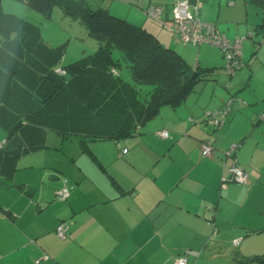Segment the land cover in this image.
Returning a JSON list of instances; mask_svg holds the SVG:
<instances>
[{
  "label": "crops",
  "instance_id": "1",
  "mask_svg": "<svg viewBox=\"0 0 264 264\" xmlns=\"http://www.w3.org/2000/svg\"><path fill=\"white\" fill-rule=\"evenodd\" d=\"M174 1L94 0L93 5L143 26L162 43L174 38L172 30L143 9L160 4L161 18L167 20ZM188 2L198 6L203 21L231 39L254 33V39L243 41V65L226 82L235 100L225 124L212 128L190 120H202L205 109L224 103L226 92L220 89L214 97L189 98L190 92L181 104L162 107L134 134L118 138L62 135L57 130L68 124L62 104L56 103L38 120L45 127V146L19 157L9 175L0 174V264H173L185 249L188 264H261L252 257L264 253V0ZM3 11L27 18L16 10ZM189 44L196 48L199 68L201 59L208 69L217 65L210 62L213 47L207 44L186 43L176 50L185 61L195 65ZM4 85L0 75V127L5 133L0 144L13 121L5 101L29 95L28 88L17 93ZM161 129L169 136L160 137L156 132ZM49 131L61 141L78 136L79 150L65 157L63 142L51 146L46 141ZM202 139L215 148L211 156L201 155ZM233 143L239 144L235 155L249 183L228 182L221 188L227 164L223 151ZM64 183L70 185L67 198H55L54 191ZM61 222L67 225L64 238L55 231Z\"/></svg>",
  "mask_w": 264,
  "mask_h": 264
},
{
  "label": "trees",
  "instance_id": "2",
  "mask_svg": "<svg viewBox=\"0 0 264 264\" xmlns=\"http://www.w3.org/2000/svg\"><path fill=\"white\" fill-rule=\"evenodd\" d=\"M20 1L46 17L55 6L60 7L65 15L85 26L97 40V48L74 62L57 66L65 43L56 47L45 44L39 24L3 11L0 0L1 80L9 91L29 89L26 98L23 93L5 101L13 121L0 144V174L9 175L19 157L45 146V127L38 120L43 112L50 114L56 103L59 107L62 104L64 123L68 124V128L57 130L62 135L118 138L134 134L135 127L155 117L162 107L181 104L195 83L205 79L198 64L185 61L143 26L108 13L101 5L94 6V0ZM247 38L254 39V33ZM122 67L133 82L122 77ZM31 79L35 81L30 83ZM140 84L152 87L141 92ZM81 147L85 148L84 140ZM252 258L264 264V253Z\"/></svg>",
  "mask_w": 264,
  "mask_h": 264
},
{
  "label": "built area",
  "instance_id": "3",
  "mask_svg": "<svg viewBox=\"0 0 264 264\" xmlns=\"http://www.w3.org/2000/svg\"><path fill=\"white\" fill-rule=\"evenodd\" d=\"M163 6L160 4H149L143 9V12L158 21L162 25L169 27L176 39L182 43L202 44L209 43L217 46L224 58L225 71L231 76L236 70L243 65L242 61V44L245 38L252 36L249 32L245 36H236L229 38L225 33L220 31L212 22L203 21L199 15L198 6L190 4L188 0H175L172 5V16L170 19L163 20L161 12ZM264 42V39L261 40ZM196 65V64H195ZM59 71H62L58 69ZM113 71H115L113 69ZM235 97H229L220 107L213 109H206L203 113L202 119L208 123L212 128H219L226 122V118L231 111L232 103ZM264 117V114L261 115ZM194 123H201V120L192 119ZM160 137H168L169 132L166 129H161L156 132ZM239 144L233 143L223 151L224 157L227 161L224 171L220 178V187H226L228 182H236L246 185L249 183V177L245 169L240 165L235 151ZM215 148L208 139H202L199 142V151L203 156H211ZM70 190V185H64L54 191L55 198L66 199ZM56 234L60 238L66 237L67 225L61 222L57 225ZM238 240H234L236 243ZM189 249L177 255L173 264H188Z\"/></svg>",
  "mask_w": 264,
  "mask_h": 264
},
{
  "label": "rangeland",
  "instance_id": "4",
  "mask_svg": "<svg viewBox=\"0 0 264 264\" xmlns=\"http://www.w3.org/2000/svg\"><path fill=\"white\" fill-rule=\"evenodd\" d=\"M10 1H12L10 2L11 4H8L7 2H3L2 8L6 11H8V9L16 10L15 12H18L17 14L22 15V16H27V18L37 22L41 26V29H42L41 37L44 40H46L49 44H51L52 47L61 46L65 43L64 44L65 50L60 55L57 65L63 66L71 62H74L86 54L93 53L94 50L96 49L97 40L93 36H90L87 33L85 26L78 20L72 19L68 15H65L60 7L55 6L53 10L51 11V16L45 17L40 12L36 11L34 8L30 6H27L25 3H23L20 0H10ZM17 3L18 5H22V6L18 7ZM23 7L24 9H26V11L23 10ZM167 41L164 42L162 40V43L164 42L163 44H167V46L174 48L177 51H180L181 47H183L184 45L181 42H177L171 36H170V41L168 42ZM203 44L212 45L213 48L210 51L212 60H210V62L214 61L216 62L217 65H214V67H210L208 70L206 68L207 65L205 63V60L203 59L200 60L201 66L199 68V72L200 74H205V79L199 80L195 83L193 91L189 94V98L195 97L199 94L200 96L201 95H206V96L213 95L214 97L215 95L218 94L219 89L222 92H226L225 97L227 99L230 96L235 97L234 96L235 93L231 91L230 88H228L227 86L228 83L226 82L228 80H232L234 74L240 68L236 70L233 75L230 76L224 69V58L221 55L220 49L213 44H209V43H203ZM188 46L189 47L188 48L186 47V48H187L188 53H190L192 56L191 57L193 60L192 62L194 64H197L198 59L196 58L198 56L196 54V48L195 47L193 48L191 44H189ZM202 47L206 48L208 46L203 45ZM218 61L220 63H217ZM120 73L125 80L129 82L131 81L133 82L127 69L122 67L120 69ZM223 78H226V80L225 79L223 80ZM139 87H140L141 92H145L149 90L152 86L149 84H140ZM227 99H225V101ZM234 100H233V104H234ZM203 101H204V98L200 97V102L203 103ZM208 108H211V107H208ZM203 118L204 116L202 115V119ZM202 121L203 120H201V122ZM4 134L5 133L3 129L0 127V141L2 140ZM79 140L80 138L74 135V136H70L65 141H61L60 137L54 131H49L46 141L49 144H51V146H60L63 142V149H64V153L66 154L65 157H68L69 154H71L72 149H74V151L79 150V146H78Z\"/></svg>",
  "mask_w": 264,
  "mask_h": 264
}]
</instances>
